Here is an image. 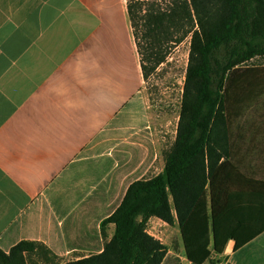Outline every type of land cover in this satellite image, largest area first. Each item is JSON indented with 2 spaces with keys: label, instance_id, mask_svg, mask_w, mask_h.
<instances>
[{
  "label": "crops",
  "instance_id": "crops-1",
  "mask_svg": "<svg viewBox=\"0 0 264 264\" xmlns=\"http://www.w3.org/2000/svg\"><path fill=\"white\" fill-rule=\"evenodd\" d=\"M143 83L126 0H0V250L6 255L22 242L35 245L24 254L27 264H68L102 252L115 230L114 224L102 229V222L131 183L162 172L168 138L170 147L174 141L168 123L154 118ZM177 122L178 116L173 135ZM236 129V166L264 181V96ZM243 202L264 205V196L229 205ZM250 217L257 225L238 232L248 242L228 240L204 264H264V215ZM153 220L179 236L165 245L167 253L191 264L177 226ZM228 223L238 225V217Z\"/></svg>",
  "mask_w": 264,
  "mask_h": 264
},
{
  "label": "trees",
  "instance_id": "trees-1",
  "mask_svg": "<svg viewBox=\"0 0 264 264\" xmlns=\"http://www.w3.org/2000/svg\"><path fill=\"white\" fill-rule=\"evenodd\" d=\"M126 14L143 82L190 35L175 139L162 172L131 183L102 222V229L115 226L102 252L68 264H180L145 231L151 218L177 226L187 260L204 264L228 240L248 242L238 232L257 225L251 214L264 215L261 204L229 205L264 196V181L236 166L233 145L236 125L264 96V66L244 65L264 57V0H171L165 8L126 0ZM230 216L238 225L228 223ZM34 247L22 242L7 255L0 250V264H27L24 254Z\"/></svg>",
  "mask_w": 264,
  "mask_h": 264
},
{
  "label": "rangeland",
  "instance_id": "rangeland-1",
  "mask_svg": "<svg viewBox=\"0 0 264 264\" xmlns=\"http://www.w3.org/2000/svg\"><path fill=\"white\" fill-rule=\"evenodd\" d=\"M144 3L152 4L153 6H159L165 8L171 0H139ZM190 52V35L183 38V40L175 45L170 53L168 54L164 64L159 66L154 73H152L146 82L143 83V96L145 99L149 100L152 105L154 118L159 120L161 123H168L167 134L170 137H174L172 132L175 131V119L179 114V107L181 102V95L183 89V83L185 78V73L188 64V57ZM136 60L139 63V56L136 53ZM245 66H264V57H255ZM171 123V124H170ZM172 127V128H171ZM171 129V130H170ZM172 131V132H171ZM168 146L166 152L171 148ZM174 142V141H173ZM166 154V153H165ZM163 155V158L165 156ZM150 220V219H149ZM161 224L153 220L149 221L145 225V231L154 233L162 245H171L172 241L177 243L178 234L166 233L163 231ZM176 232V229H175ZM166 247V246H165Z\"/></svg>",
  "mask_w": 264,
  "mask_h": 264
}]
</instances>
